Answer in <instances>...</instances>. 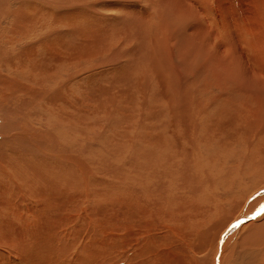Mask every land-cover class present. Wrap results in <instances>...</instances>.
I'll return each instance as SVG.
<instances>
[{"label":"bare ground","instance_id":"bare-ground-1","mask_svg":"<svg viewBox=\"0 0 264 264\" xmlns=\"http://www.w3.org/2000/svg\"><path fill=\"white\" fill-rule=\"evenodd\" d=\"M116 5L147 7V12L132 21L130 30L121 29L124 21L108 13ZM209 13L198 0H0V73L16 72L8 84L0 80V264H184L193 245L199 251L190 264H264V195H259V210L251 221L243 224L248 215L237 214L251 193H264V169L257 167L264 165V28L233 34L214 25ZM125 42L138 46H117ZM91 63L102 64L112 74L129 71L143 76L141 89L149 93L154 84L165 105L147 111L158 118L157 123L147 119V157L143 155L147 222L145 210L135 212L136 219L145 217L134 233L140 250L125 262L117 243L135 231L132 217L103 223L96 220L103 213L93 206L103 195L116 200L118 180L136 185L140 179L131 175V166L125 170L106 162L111 158L103 155L107 141L106 145L97 140L94 146L101 133L87 137L82 105L88 100L85 77ZM91 88L99 93L101 86ZM136 88L140 96L143 90ZM141 97L136 96L141 100L136 104L146 98ZM113 114L105 112L101 120L109 125ZM221 118L226 123L219 122ZM228 122H237L242 134L243 129L250 133L240 148L235 145L242 167L238 164L236 172L220 174L212 187L213 177L205 176L208 167L203 166L201 172L206 173L192 182L197 158L189 151L203 144L206 149L213 139L206 135L210 140L205 142V134L202 138L205 128L220 130ZM226 129L233 133V128ZM217 135L212 142L221 144H208L218 148L227 135L232 137L225 134L218 141ZM231 142L234 145L232 138ZM99 147L103 154L96 150ZM90 148L106 161L89 153ZM233 149L228 151L234 153ZM209 150L213 149L204 151ZM233 165L231 169L237 167ZM246 165L260 171L246 179ZM200 199L206 200L202 209L196 204ZM218 212L222 214L212 231L207 224ZM238 222L240 231L223 252L220 243L229 244Z\"/></svg>","mask_w":264,"mask_h":264},{"label":"rangeland","instance_id":"rangeland-1","mask_svg":"<svg viewBox=\"0 0 264 264\" xmlns=\"http://www.w3.org/2000/svg\"><path fill=\"white\" fill-rule=\"evenodd\" d=\"M198 5L201 6V7H205V6L208 7L209 12H211V13H209L210 16L212 17V19L215 20V24L214 25H218V27L221 28V30L223 28H227L233 34H237L240 31L253 32V31H255V28H264V0H198ZM114 7L115 8H111V10L109 9L108 13L111 14L110 15L111 18H117V19L123 20L124 21L123 24H120L119 27L121 29L125 28L126 30H130L132 21H134V20L137 21L139 16L141 17V16H143V14L145 12H147L145 10V8H147V7H143V8L140 9V7L137 6V5L135 7L132 6V8L124 6V7H121V9H120V7H118V5H116ZM117 13L119 14V16L117 15ZM120 13L121 14L123 13L122 16H121ZM124 14H125V16H124ZM123 17H125L126 19H121ZM117 27L118 26L116 25V27L113 29V31H116ZM233 27H235V28H233ZM92 35H94V34H89V36H92ZM136 35L138 36V34H136ZM127 43L126 42L124 44L121 43V44H118L117 46L118 47H122L123 50L124 49H128V48L131 49L133 47H137L138 46L137 43H136L137 44L136 46H135V44L133 42H131V43L127 42ZM124 61H126V58L123 59V62ZM89 65H91V66H87L88 67V69H86L87 73L90 74V72H94L95 75L97 74V76L92 78L91 75L93 76L94 74H90V75L87 74V76L85 77V81H86L85 84L88 85L86 87L89 88V90L87 91V88H86V93L88 94L87 95V99L88 100H87L86 105H82V107H84L85 111L87 112V116H86V118H87L86 120L87 121L85 120L87 122V125H88L87 126V132H86L87 137H88L89 140H91V139H93V136H94L95 133H97V134L101 133L100 134L101 138H100V136L94 138V139H96V140H94V146H97V144H98V142L100 140H103L105 143L107 141L108 145H110V143H112L110 145L111 149L108 147L107 143H106L107 146L104 145L105 143L103 144L106 147V149L104 148V150H106V154H105L103 148H100L101 145H100L99 148L96 149L97 151L102 149L104 154L101 153L102 152L101 150H100V153L103 154L105 158H107V156L111 157V158L108 157L110 159L109 161H106V160L105 161L107 163L108 162L111 163L112 165H115V164L116 165L117 164L121 165L125 170H127L128 167L131 166V168H130L131 175L133 177H138L139 176V179H140L139 181H136V185H128L126 183L124 185L123 181L118 180L117 181V189L114 190L117 193L116 200L111 201L109 197H107L106 195H103L102 198H104V199H101V201L99 203H96V204H94L95 206H93L96 210H98V208H99L101 213H103L102 216L97 217V219H96V220L99 219V221H102L103 223L105 221L109 220V219L112 220L115 217H116L115 219H117L119 221H126L127 219H130L132 217L133 223L135 224L133 226L135 228V231L133 232V234L128 235L125 238H123L124 239L123 242H122V240H119L118 243H117V245H118L117 246V252L120 253V251H121L123 253V255H121V259H123L124 262H125L127 257L129 258V260H127V261H130L134 255H137L139 253V250H140V248H139L140 242H138L137 236H134V233H136L137 225H141L142 222L145 221V217L143 219H140V218L136 219L135 217H137V215L135 214V212H137L138 210L141 211V212L145 210V216H146V221L145 222H147V180H146L147 179V161H146L147 160L146 159V157H147V123H148L147 119L151 120V121H154L155 123H157V121H158V118L156 117V115H155V113L153 111H152L153 113L150 112L148 114H147V111L149 112L150 110H152L153 109L152 106L155 107V108L156 107H161V108L164 107L165 108V105H164L163 99L161 98L160 94L158 93V90L154 89L155 86H154L153 83H151L153 85H151V87L149 89V93L147 92V90L145 91V90L141 89L142 87H141V84H139V83L142 82V77L143 76H139V75H137V73L135 75H133V73L129 72V71H124L123 75L121 74V73H123V71L122 72L116 71L117 74H116V72H114L115 74H112V73H109L108 70L104 71V68L101 67L102 64L91 63ZM14 72L15 71H11V70H3V72L0 73V80H3L5 85L8 84L9 82H11L9 80L10 76L13 77V78H16V75H15L16 72L15 73ZM119 74H121L122 76L121 75L119 76ZM110 75H111L112 78H109ZM114 75L116 77H113ZM126 76L128 77V79H127ZM89 80H90V82L92 84H94V86L91 83H89ZM91 80H93V81H91ZM19 81L22 82V80H20V79H19ZM129 81H131V82H129ZM87 82L89 84H87ZM128 82L131 83L132 86H131V84H129V86H128ZM134 82H138L139 86H138L137 83L134 85L133 84ZM111 83H112V85H110ZM89 86L93 87L94 89L95 88L97 89L98 87L101 86V88H98L96 90V91L100 90L99 93L97 92L98 93L97 94L95 92V90L93 92V89L91 87H89ZM135 86L137 87L136 89H141V91L143 90L142 93H139L140 96H143L144 98L146 97L145 98L146 100L144 99V101H142L143 103L141 102L139 104H136L137 102H140L141 100L140 99H138V101L136 100V96L137 97H140V96L137 95L138 93L136 94L134 92L135 91ZM132 87L134 88V90H133ZM102 88H104V91L106 89L105 93L108 94L107 97L104 96V95H106L105 93L103 95V93H102L103 89ZM131 88H132V90H131ZM117 90H119V91H117ZM150 90H151V92L153 90V92L151 93ZM141 91L139 90V92H141ZM156 91H157V93H154ZM133 92L135 93L134 95H136V96H134L132 94ZM100 93H101V97H100ZM94 95H96V96H94ZM97 95H99L98 98L100 97L99 101H98V98H96ZM143 97H141V99ZM96 100H97V102H96ZM135 101H137V102H135ZM111 102L113 104H111ZM151 103H153V105H151ZM140 105H142V108L140 107ZM103 106L105 107V109L107 107V109L105 111L103 110ZM85 111H83V112H85ZM105 112H114L113 119L109 120V123H110L109 125L112 126V128L108 125V123H107L108 121H105V119L103 121L101 120V118L103 119V117H105ZM88 115H90V116L93 115V119H92V116L90 117ZM94 122L97 123V125ZM219 122L226 123L223 118H221ZM92 123L95 124V125L93 126ZM233 123L234 124H232V123L230 124L228 122V125L224 126L225 128H223V125L220 124L222 126L221 129L222 128L224 129V130L222 129V131H221V129L220 130L214 129L216 131H219L218 133L216 131L215 132L217 134H221L222 137L220 135H217L216 133H214V135H213V133H211V132H214L213 127H212V129H209L211 131H209L208 129L206 130V128H205L204 132H206V133H204L203 130L202 131L199 130V133L203 132L202 133L203 134L202 138L205 137L206 135H208V136L210 135V136H213V139H215V141H216V137H215L216 135L218 136L217 140L219 141L220 140L219 138H221L220 141H222L223 140L222 138H225V136L227 134H231L232 137L229 138L230 135L229 136L227 135L226 137H228L227 138L228 140L226 138L223 140L224 142L227 141L226 143L223 144V146L225 147L224 149L222 148L223 147L222 145H221L222 147L220 148L219 145L221 143H218V142L214 141V143H218L219 144V145L216 144V146L218 145L219 148L215 147V146L214 147L216 149L218 148L219 150L218 149L217 150L220 153L217 150L216 151L214 150L213 145H210V144L213 143L212 142L213 139L212 140L209 139L210 136H209V138L207 136L204 138L205 142L207 141L206 139H209L211 141V143H210V141H207V144L205 146H206V149H213V150L204 151V150H206L205 147H204V144H203V146H199L198 149L196 148V149H193L191 151H189V149H185V150H188L189 152H193L194 151L193 153H195V154L192 156L193 153H190V155L192 157H194V158L195 157L197 158L196 159L197 160V165L195 166L197 168L196 169L197 173L194 172L196 174V178H195V180L193 179L192 182H196V181L198 182L200 178L197 177V175L198 176L200 174L204 175V173H206V172H201V171L203 169H205L206 167H208L207 168L208 170L205 169L207 171L205 176H207V175H209V173H211L213 179L211 177H209V180L214 183V184H211L212 187H215V184L218 181L217 179H219L220 176H221L220 174H222V173H224V175L226 173H230L231 174L234 171L236 172L237 169H240V166L242 167V164L239 162V160L237 158L239 153H240V149L237 151V148L235 147V145L237 144V147L239 146L238 148H240V144L239 143L244 141L246 136L248 137V135H250V133L249 132L247 133V130L243 129L244 133H246L247 135L244 134V133L242 134L241 133L242 132L241 128L238 126V124H236L237 122H233ZM233 125L235 127L237 126L236 129L238 131L235 129V127H233ZM226 128H229V131L233 128V131H232L233 133H230L231 131L228 132ZM234 130H236V131H234ZM239 130H241V131H239ZM226 131H227V133H226ZM157 133H159V129L157 130ZM234 133L236 134V136H234ZM204 134H205V136H204ZM222 134H224V135H222ZM241 134H242L243 137L241 136ZM240 136H241L242 140H240V141L238 140V143H236L238 138L241 139ZM236 137H237V139L235 140ZM231 138L234 141V145L232 144L233 142H231ZM109 139H111L112 142ZM97 140H98V142L96 143ZM103 141H100V142L103 143ZM100 142H99V144H101ZM229 142H231V143H229ZM208 143H210V144H208ZM242 144H243V142L241 143V145ZM207 145H208V147H207ZM228 145H233L232 147H234V149H236L235 151L233 149L234 153L231 151L233 154L230 151H228V148H229V150H231V148H232V147H230ZM94 146L92 145L91 148L92 149L96 148ZM210 146H212V147H210ZM227 146H228V148H226ZM107 147H108L109 151H113V153L109 154V151H108ZM113 148L115 149V153H114V149ZM199 148H200L201 151L199 150ZM92 149H91V151L89 150V153L93 152ZM119 149H120L121 152L119 151ZM225 149H227V151L230 152L231 154H229L228 152L226 154L225 153L226 152ZM116 150H117V152L119 154L116 152ZM195 150H197V151H195ZM97 151L93 152V155L94 154L96 155V153H97L98 157L99 156L102 157L103 155H100V153L98 154L99 151L98 152ZM203 151L205 153L207 152V155H205V153H203ZM132 152H133V155H132ZM196 152H197V154H196ZM199 152H200L201 156H204L203 158H204V160H206V162H208V163L210 162L209 165L206 162L204 164V160H202V162H201V158L202 157L199 158L200 157ZM114 154L117 155L118 159L117 158L115 159L116 155H114ZM167 154H168V152H167ZM143 155H145L146 157L143 158ZM97 156H96V158H97ZM124 156H125V158H124V161H123V157ZM101 157H99L100 160L103 158V157L102 158ZM132 157H134L135 161L133 160ZM105 158H103V160H101V161L105 162L104 161ZM108 158H107V160H108ZM198 158H199L200 161H198ZM230 165L231 166L232 165L233 166L237 165V167L235 166V167H232V169H231ZM203 166H204V168H203ZM195 167H193V168L195 169ZM227 167L230 168V169L228 168V171L226 170ZM247 167L244 166L242 168L244 170L246 169L245 170L246 172H243V176L245 175L244 177H246V179H248V178L252 179V177H254L255 174H257L255 172H259L260 170L264 169V165H262L261 167L257 166L258 169H260L259 171H257L258 169L256 167H248V168ZM200 168H203V169L201 170ZM233 168H234V170H233ZM235 168H236V170H235ZM194 169H192V170L194 171ZM198 170H199V172H198ZM205 170H203V171H205ZM224 170H226V171H224ZM229 170H230V172H229ZM251 170L252 171L255 170V171L252 172ZM250 171L252 172V174H249V173H251ZM139 172H140V175H139ZM263 172H261L262 175L264 174ZM261 174H259V175H261ZM243 176L241 175V179H240L241 183L247 182L245 178H244L245 180L243 179V181H242ZM221 178H222V176H221ZM209 186H210V184H209ZM121 187H123V188H121ZM129 187L131 189H129ZM120 190L122 191V193H121ZM131 197L133 198V200L131 199ZM250 198H249V201H248V199L245 200V202H244L245 204L243 205V207H241V209H239V211L237 213V214L240 213V214L248 215L249 219H247L243 224L251 221L250 218H253V216L255 214L254 212L255 211L257 212L259 210L258 204L261 202L260 197L256 193H251V197ZM110 202L115 203L113 207H108L109 206L108 203H110ZM205 202H206L205 199L197 200L196 201L197 207L202 209L201 206H204ZM224 208L226 209V208H228V206H225ZM248 209H249V211H248ZM119 211H121V212H119ZM219 213L220 212H218L216 215H214L213 219H215V221L213 219H211L210 223L207 224L208 227L206 226L207 228L212 229V231L214 230V228H212L211 225H213V227H214L216 225L217 220H219V218H220V216L222 214L221 213L219 215ZM104 218L106 220H102ZM201 219H202V217L197 218L198 225H200ZM102 222L101 223L99 222V223L103 224ZM213 222H215V223H213ZM240 227L237 229L238 231L236 230L237 232L235 231V233L232 235V240L229 242L228 245H224V241L222 243H220V244H223V246H224L223 252H225L227 250V248L230 246V244L234 241L235 237L237 236V234L240 231ZM46 230L43 231V233L47 232ZM212 248H216V242H214ZM102 249H104V248H101V250ZM101 250H97V251L101 253ZM198 251H199V248L196 245H193L191 247V250H189V253L187 255H185L187 261H185L186 263L184 262V264H190L192 262V260H193L192 256L196 255V253H198ZM90 252H94V251L92 250ZM189 255L191 257L188 258ZM190 258H192V259H190ZM86 260H88V259H86ZM188 261L190 263H187ZM135 264H140V263L136 262Z\"/></svg>","mask_w":264,"mask_h":264},{"label":"snow or ice","instance_id":"snow-or-ice-1","mask_svg":"<svg viewBox=\"0 0 264 264\" xmlns=\"http://www.w3.org/2000/svg\"><path fill=\"white\" fill-rule=\"evenodd\" d=\"M257 195L259 196V195H264V193H257ZM262 211H264V208H262ZM239 223L240 222H238L237 224H235V225H233V227L235 228V227H239Z\"/></svg>","mask_w":264,"mask_h":264}]
</instances>
